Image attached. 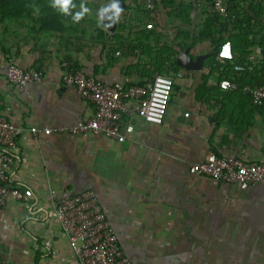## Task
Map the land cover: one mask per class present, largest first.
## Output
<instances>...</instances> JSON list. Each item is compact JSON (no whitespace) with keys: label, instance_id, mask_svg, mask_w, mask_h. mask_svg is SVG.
I'll return each instance as SVG.
<instances>
[{"label":"crops","instance_id":"1","mask_svg":"<svg viewBox=\"0 0 264 264\" xmlns=\"http://www.w3.org/2000/svg\"><path fill=\"white\" fill-rule=\"evenodd\" d=\"M154 2L150 11L147 0H126L113 33L95 22L102 9L78 10L59 31L0 26V113L19 132L8 178L28 197L0 205V250L13 264H80L53 201L85 190L97 193L132 264H264V185L242 190L191 172L210 154L264 163V107L243 91L264 75V0H227L230 19L206 0ZM225 42L232 62L217 58ZM184 52L201 69L179 66ZM11 63L44 82L11 85ZM70 71L107 86L171 77L163 124L135 118L124 143L71 132L95 107L65 86ZM223 80L240 89H222Z\"/></svg>","mask_w":264,"mask_h":264},{"label":"built area","instance_id":"2","mask_svg":"<svg viewBox=\"0 0 264 264\" xmlns=\"http://www.w3.org/2000/svg\"><path fill=\"white\" fill-rule=\"evenodd\" d=\"M206 1L223 18H234L227 0ZM146 6L148 10H154V0H147ZM217 58L221 61H234L230 42L221 45ZM235 71L244 72L246 68L235 65ZM6 78L20 90L31 83L44 82L41 73L25 71L14 63L9 65ZM63 82L65 86L75 87L81 98L95 107L94 117L71 132L92 133L94 136L106 137L119 143L126 142L127 136L134 133L135 118H141L152 125H162L174 88V80L165 75H156L143 86H125L122 83L107 86L82 71H70L64 76ZM220 86L233 92L240 89L230 80H223ZM243 91L249 94L255 107H264V75L259 85L244 87ZM31 132L37 135L41 130L34 127ZM42 132L51 135L53 130L44 129ZM18 134L17 128L0 113V205L9 197L22 202L28 201V197L12 185L8 178V174L16 170L20 162L14 154ZM191 172L217 182L237 185L242 190L254 185H264V163L245 162L234 157L210 154L207 160L194 165ZM53 207L62 231L80 264H132L122 250L95 191L85 190L77 195L55 198ZM0 264H13L10 259L4 257L1 250Z\"/></svg>","mask_w":264,"mask_h":264},{"label":"trees","instance_id":"3","mask_svg":"<svg viewBox=\"0 0 264 264\" xmlns=\"http://www.w3.org/2000/svg\"><path fill=\"white\" fill-rule=\"evenodd\" d=\"M81 8L83 4L80 0H70L67 10L58 5L56 0H0V26L10 21L21 22L36 11L39 17L36 21H31L34 26H39L44 32L59 31L63 21L72 20L74 18L72 14Z\"/></svg>","mask_w":264,"mask_h":264},{"label":"water","instance_id":"4","mask_svg":"<svg viewBox=\"0 0 264 264\" xmlns=\"http://www.w3.org/2000/svg\"><path fill=\"white\" fill-rule=\"evenodd\" d=\"M114 4L112 6H107L105 8L106 12L103 13L102 16V22L105 24V28L108 32L113 33L116 25H117V19L115 16L121 12L123 9L125 3L123 0H113ZM188 52H184L182 55L178 57L177 64L183 68H185L188 71H195L199 70L202 67V63L200 60L198 61H192L188 57Z\"/></svg>","mask_w":264,"mask_h":264},{"label":"rangeland","instance_id":"5","mask_svg":"<svg viewBox=\"0 0 264 264\" xmlns=\"http://www.w3.org/2000/svg\"><path fill=\"white\" fill-rule=\"evenodd\" d=\"M81 3L83 4V8H81L79 11H83V10H86L84 11V13H88V10H94V14L96 16V9H102L99 12V15L96 16L97 18V21L95 22H98L100 19H102V17L100 16V13H105L106 10L105 8L107 6H112L114 4L113 0H80ZM149 12V11H148ZM153 12V11H152ZM34 13V12H33ZM39 15H38V12L35 11L34 14H32L30 17L28 16L27 18L23 19V21L21 22H7L3 25H6V24H10V23H17V24H20L21 26H25L27 24H30L31 26L33 25V22L31 21H36L38 19ZM86 21V20H84ZM102 21V20H101ZM92 23H94V21H91ZM90 21H88L87 23H91ZM99 25H103L104 28H105V24H99ZM106 29V28H105ZM261 36V34H259Z\"/></svg>","mask_w":264,"mask_h":264},{"label":"clouds","instance_id":"6","mask_svg":"<svg viewBox=\"0 0 264 264\" xmlns=\"http://www.w3.org/2000/svg\"><path fill=\"white\" fill-rule=\"evenodd\" d=\"M56 3L60 5L64 10H67L70 0H56Z\"/></svg>","mask_w":264,"mask_h":264}]
</instances>
